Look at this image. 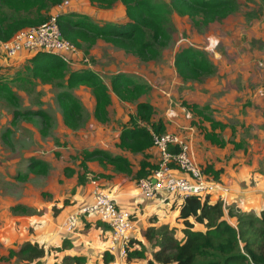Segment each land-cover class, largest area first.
Listing matches in <instances>:
<instances>
[{"label":"rangeland","instance_id":"1","mask_svg":"<svg viewBox=\"0 0 264 264\" xmlns=\"http://www.w3.org/2000/svg\"><path fill=\"white\" fill-rule=\"evenodd\" d=\"M236 1L239 7L236 13L223 22L206 28H195L187 18H179L173 14L170 38L154 61L139 62L112 45L98 41L89 56L80 54L69 68L89 69L97 73L107 85L110 78L118 73L147 85L150 91L142 97V101L153 105L154 120H161L166 132L179 133L186 137L191 136L187 129L192 128L194 133L191 138L195 155L196 150L197 153H207L209 158L204 159L205 164H211L210 162L215 158L222 163L237 161L240 163L239 168L246 165L243 172L249 171L248 175L251 179L247 178L245 183L242 181V185L244 190H251V188H264V179L257 181L259 175L264 178V148L263 151H259L258 147L245 142V138L256 141L258 133L249 135L243 119L245 115L241 111L247 105L244 103L250 100L247 97L249 93L254 90L251 95H255L258 86L252 85L249 88L250 92L242 95L243 91L238 89L240 87L237 80L240 79L239 73L243 71V63L240 59L242 54L246 56L243 58L248 62L246 66L252 69L264 68V1ZM121 9L120 5H116L110 13L105 14L103 19L122 20ZM86 18L94 22L92 18ZM211 38L216 39L218 45L206 50L209 45L208 39ZM184 47H195L204 51L214 67V74L203 81L182 82L176 75L173 59L176 51ZM84 59L88 62L84 63ZM26 65L18 66L13 62L0 68L3 80L17 97V100L8 101L0 96V256L7 255L11 247L15 249L25 241L39 238L37 234H44L51 218L54 219L58 213H64L66 205L73 203L71 199L73 193H70V190L76 183V175L68 178L64 169L69 168L75 174L79 173V164L85 153L103 150L114 155L122 154L115 146L119 129L128 120V115L134 112L132 105L113 98L109 108V122L101 124L92 117L94 102L90 90L80 86L71 93L80 101L84 117L81 125L76 130H71L63 125L61 108L56 99L63 88L36 84L33 90L25 92L21 82L14 81L20 73L27 72ZM224 66L229 67L230 70L224 74L223 78L226 81L224 80L222 84L220 78H217V73L219 75ZM229 77H234L232 79L236 81L229 80ZM219 87L221 90L217 89ZM222 96L227 98L226 108H221L224 111L223 121L231 127L220 133L221 138L226 141L225 147L218 148L217 151L215 149L211 154L203 146L205 140L202 133L191 126L193 116L184 103L207 106L214 118L221 119V111L213 110L210 105L215 106V101ZM38 110L51 118L49 126L44 128L42 118L33 116ZM25 112L30 114L27 118L15 114ZM187 112L191 115L190 119L186 118ZM171 114L174 116L170 117ZM235 146L240 148L236 149ZM127 157L137 164L135 156L127 155ZM30 159L43 161L47 168L46 175L33 173L28 167ZM199 165L206 168L204 164L199 163ZM88 166L90 184L91 181H96L107 188L112 195L126 186L135 184V180L123 176H114L113 179L117 180L115 183L113 180H108L107 177H112L113 172L99 165L97 160L89 161ZM23 175H27V179L21 181L16 179L17 176ZM254 180L258 187L254 186ZM89 195L91 197V192ZM234 197L233 194L228 197L226 210L233 207L255 216L264 210V190L259 189L254 194L247 193L244 196L245 200L238 201ZM15 206L23 207L26 212H13L11 209ZM155 216L159 219L158 228L164 226L168 236L174 235L177 239H182L183 224L177 219L178 214L175 210L164 209ZM228 221L233 222L232 219ZM196 228L203 229L198 225ZM151 246L153 248L150 247V256L159 250L155 244Z\"/></svg>","mask_w":264,"mask_h":264},{"label":"trees","instance_id":"2","mask_svg":"<svg viewBox=\"0 0 264 264\" xmlns=\"http://www.w3.org/2000/svg\"><path fill=\"white\" fill-rule=\"evenodd\" d=\"M60 2L61 0H0V40L7 41L23 29L42 25L47 21L53 7ZM87 2L100 10H111L120 5L123 19L115 18L111 22L94 23L85 16L64 13L58 17L62 38L83 56H89L98 41H103L142 63L156 60L161 49L166 47L173 14L179 18H187L195 28H206L223 22L239 8L236 0ZM77 16L79 17L76 19ZM25 64L27 72L20 73L14 81H20L25 92L33 90L36 84L63 88L56 99L61 108L63 125L71 130H76L84 117L80 101L71 93L80 86L90 90L94 102L92 117L101 124L109 122V108L113 98L134 107V112L129 114L128 120L120 126L115 146L122 153L140 156V160L134 164L126 155H114L103 150L85 153L79 164V173L75 174L69 168L64 169L68 178L76 175V185H84L89 173L87 163L92 160H97L99 165L113 172L112 177H107L108 180L114 176H123L135 180V184L138 179L148 177L157 168L156 161L152 158L153 143L150 130L156 134H164L166 129L161 120H154L153 105L142 101V97L150 91L147 85L119 73L113 75L107 85L97 73L86 68L71 69L60 58L47 53H39L26 60ZM173 66L182 82L203 81L215 72L207 54L195 47H184L176 51ZM0 96L8 101L17 100L3 80L1 72ZM184 104L193 116L191 126L202 133L203 139L212 146L225 147L226 141L216 132L223 131L225 126L214 120L209 108ZM35 113L33 116L42 118L44 128L49 126L51 118L47 114L41 110ZM15 114L26 118L30 115L29 112ZM204 124L208 127H203ZM235 148L239 149L240 146ZM28 167L38 175L47 173L43 161L30 159ZM204 172L218 181L223 171L214 170L208 165ZM16 179L25 180L27 175L17 176ZM102 188L110 192L107 188ZM170 209L175 210L177 219L183 224L182 239H177L174 235L168 236L164 226L158 228V218L149 216V226L144 232L148 245L137 240L128 241L124 248L125 264L138 261L144 264H264V210L257 216L233 207L226 210L220 200L211 203L208 197L197 196H189L177 207ZM11 210L26 212L20 206L12 207ZM196 225L203 229H197ZM65 243L45 250L43 245L28 240L15 249H9L7 255L0 256V263L15 260L18 264H41L47 253L62 250ZM154 244L159 250L150 256V249L153 248L151 245ZM79 259L75 257L73 262L78 264Z\"/></svg>","mask_w":264,"mask_h":264},{"label":"crops","instance_id":"3","mask_svg":"<svg viewBox=\"0 0 264 264\" xmlns=\"http://www.w3.org/2000/svg\"><path fill=\"white\" fill-rule=\"evenodd\" d=\"M98 10L97 11H94ZM112 10V9H111ZM111 10H99L87 2V0H72L71 5L67 8V13H73L76 15H81L85 17H90L94 20V23H105V22H111L112 20H104L103 17L105 14L110 13ZM122 10V9H121ZM98 14V16H96ZM92 22V21H91ZM246 58L244 54L240 57L242 63H243V71L240 72V79L237 80L240 91H243L241 94L245 95L250 92V87L252 85H257L258 87L263 83L264 81V68L259 69H252L250 66H246L245 64H248V62L243 59ZM14 64H17L18 66L24 65L26 63V60L18 59L16 61H13ZM245 66V67H244ZM230 70L229 67L224 66V69L219 72V75L217 73V78H220V82L223 84L224 80L223 78L224 74ZM234 77H229V80L236 81V79H232ZM256 86V87H257ZM218 90H221V88H217ZM255 89V88H254ZM257 89V88H256ZM239 91V92H240ZM254 93V90L251 92ZM249 95L247 96L250 98L249 101L245 102L244 105H246L245 109L241 112H244V118L245 119V125L247 132L249 135H253L255 132L258 133L256 135L257 140L251 141L247 140L245 138V142L249 145H254L258 147L257 150L263 151L264 148V98H259L256 95ZM236 96V95H235ZM226 96L221 97L218 101H215V106L210 105V107L213 110H220V116L221 119L214 118V120L221 122L223 126H225V129L230 128L231 126L223 121V109L227 106ZM223 104V105H221ZM226 105V106H225ZM247 108V110H246ZM205 127H208L207 124H204ZM218 134H220V131H216ZM194 133V132H193ZM193 133H190L191 136ZM247 135V137H249ZM191 136H189L191 138ZM192 140V138H191ZM204 148H206L207 152H211V154L218 150V147L212 146L209 143L205 141ZM250 146L249 149L252 148ZM192 147H193V141H192ZM194 150V149H193ZM195 153V152H194ZM123 155L131 156L126 153H122ZM198 163L204 164L205 166H212L214 170L222 169V174H220L219 179L217 182L223 183V186L226 187L227 192L226 194H216L211 198V203H215L219 200H224L225 203L228 201V197L233 194L235 195L234 198L236 200H245L246 197H244L247 193H256L257 190H264L263 187L256 189L251 188V190H244L243 183L247 182V178L250 180L251 177L248 175V172L244 173L243 168L246 166L240 167V163L235 161L233 163L229 162H219L213 159L211 164H205L204 159L209 158L207 153H197L195 155ZM128 158V157H127ZM137 162L140 160V156H135ZM153 161L155 157L153 156ZM131 163H134L132 160L128 158ZM136 164V163H134ZM233 164H235L233 166ZM242 164V162H241ZM252 166V165H251ZM249 166V167H251ZM87 167L89 169L88 163ZM136 169V168H135ZM134 169V170H135ZM238 171V172H237ZM90 173V170H89ZM84 185H87L84 187V185H74L72 186L71 191L73 190V194L71 196L72 204H67V208L64 210V213L57 214V216L47 223V227H45L44 234L38 233L37 236H40L39 238H33V242H37L40 245H43L44 249L47 250L51 246H60L63 242L66 244L65 247L60 251H50V253H47V255L41 260V264H76L73 262V259L75 257H79L78 264H125L124 263V257L122 256L123 251H125V247L122 245V242H116L113 249L110 244V237L111 233L110 230L107 229V227L100 222H98L94 217H84L80 220L76 230L74 233H67L64 229V221L66 217L73 212V210H76V208L79 205L86 204L90 200V192H91V184L88 179V175ZM263 176L259 175V178L257 181H263ZM110 181H117L113 178H109ZM254 180V186L258 187ZM116 185V184H112ZM131 185V184H129ZM114 200L116 204L121 209H125L130 212L131 219L133 221V228L131 232L128 234L129 240H137L140 241L144 245H148L146 240L144 239V232L146 227L149 226L148 223V217L149 216H155L157 213L161 212L164 209H167L165 205H158L154 201L148 200L146 197L139 194L138 190L136 189V184H132L131 186H126L120 191L113 193ZM70 208V209H68ZM69 211L67 214L66 212ZM158 218V217H157ZM159 220V219H158ZM42 234V235H41ZM12 248V247H11ZM9 248V249H11ZM0 264H18L15 260H12L10 263H0ZM131 264H144L143 262H133Z\"/></svg>","mask_w":264,"mask_h":264},{"label":"built area","instance_id":"4","mask_svg":"<svg viewBox=\"0 0 264 264\" xmlns=\"http://www.w3.org/2000/svg\"><path fill=\"white\" fill-rule=\"evenodd\" d=\"M71 2L72 0H61L42 25L23 29L7 41L0 40V68L18 59L28 60L39 53L55 55L69 67L73 65L81 52L62 38L58 26V17L65 13ZM208 42L206 50L218 45L216 39H208ZM87 62L84 59V63ZM255 95L264 98V81L255 89ZM186 118H191L188 112ZM187 131L194 132L192 128ZM150 133L157 168L148 177L136 181V189L140 195L170 209L177 207L189 196L208 197L211 200L210 197L216 194H226V187L213 176L205 174L204 168L199 165L190 137L170 132L156 134L151 130ZM222 203L225 206L224 200ZM82 217H94L110 230L112 249L116 242H122L124 247L128 243V234L133 228L130 212L119 208L111 192L103 189L96 181H91L90 200L66 217L65 231L74 233ZM122 256H125V251Z\"/></svg>","mask_w":264,"mask_h":264}]
</instances>
